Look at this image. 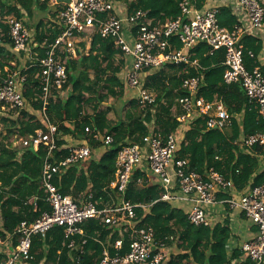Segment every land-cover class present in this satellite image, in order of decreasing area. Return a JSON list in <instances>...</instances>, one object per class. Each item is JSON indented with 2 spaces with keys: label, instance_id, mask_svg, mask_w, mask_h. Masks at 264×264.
Masks as SVG:
<instances>
[{
  "label": "trees",
  "instance_id": "1",
  "mask_svg": "<svg viewBox=\"0 0 264 264\" xmlns=\"http://www.w3.org/2000/svg\"><path fill=\"white\" fill-rule=\"evenodd\" d=\"M114 1L118 4L126 3L130 11H149L155 24L175 19L181 12V0ZM48 2L49 0H0V86L2 78L6 76L5 67H10L13 72L30 65L28 60L25 64L19 62L17 66L10 63L17 53H24L14 50L9 27L4 19L15 15L26 25L24 19L33 16V8L44 11ZM204 3L205 0H197V7L203 8ZM261 4L264 6L262 2ZM219 19L222 26L230 29L237 23L233 11L228 7L220 9ZM35 27V39L39 44L45 40L52 43L60 34L54 27L45 28L43 20ZM243 43L245 65L251 71L259 64L262 44L251 37H245ZM177 47L180 48L181 44L177 43ZM249 51L254 53V57L250 56ZM39 52L41 55L45 54V50L39 49ZM192 53V59L198 60L200 67L188 66V73L185 65H168L157 71L151 70L145 78V86L155 94V104L143 108L137 97H132L124 121L117 126L112 125L108 115L115 111L116 116L121 117V112L127 107L124 98L130 88L124 82V75L130 64L128 59L114 46L112 39L96 35L88 55L68 60V84L56 100L51 99L46 111L50 123L57 125L59 130L57 143L61 150L57 152L58 160L68 156L64 146L72 142L98 150L105 148L102 142L95 141L93 135L86 133L87 127L97 130L103 136L112 134L115 141L110 149H103L98 158L89 160L85 170H80L75 165L66 173L55 177L54 182L63 194L78 198L91 192L99 208L111 204V185L115 180L119 150L129 143L146 144L152 135L166 138L172 133L178 136L177 158L187 159L192 170L204 173L207 169L214 168L226 178H232L239 190L250 184L259 170V160L253 156L254 152H247L241 147V139L264 132V118L255 105L249 102L240 84L228 85L224 82L223 49L210 54V47L201 43L194 47ZM120 54L124 58L118 60ZM38 71L39 68L34 67L24 72L29 74L24 85V96L29 107L21 112L0 116V124H3L5 130L0 132V236L3 237L13 234L22 221H34L42 212L51 211L50 205L45 202L41 186L47 148L41 146L38 150L33 147L18 150L10 141L13 136L15 139L26 138L35 136L37 130H48V121L43 113L40 80L34 77ZM196 76L202 78L198 96L208 102L223 101L232 115L231 136L227 135L226 130L222 132L208 129L204 118L198 119L184 132L181 131L179 117L182 109L179 99L188 95L183 81ZM109 98L116 99V102L102 109L101 106ZM88 105L92 107V114L87 112ZM261 149L259 146L254 148L256 152ZM262 183L264 172L256 176L253 185ZM162 193V186L151 184L142 168L135 170L125 200L147 207L136 209V219L124 220L128 222V230L125 227L110 228L100 218L82 223L80 227L84 235H77L75 239L79 244L87 239V243L85 252L77 263L74 258L79 251L71 252L67 247L69 241L65 238L64 228L55 227L45 236H35L31 250L33 259L28 264H99L106 246H113L116 240L123 239L121 254L124 255L129 252L130 244L136 238V231L149 226L154 228L159 242H164L168 247L176 246L178 253L169 255L167 252L165 264H232L233 259H241V250H234L229 255L230 231L227 228L221 225L197 227L191 224L187 219L189 209L178 206L175 202L161 201ZM35 196L40 199V209L37 212H34L33 204H27ZM15 207H19V210H14ZM111 251L115 253L113 248ZM3 259L4 256L0 255V262ZM241 264L255 263L249 259Z\"/></svg>",
  "mask_w": 264,
  "mask_h": 264
},
{
  "label": "built area",
  "instance_id": "2",
  "mask_svg": "<svg viewBox=\"0 0 264 264\" xmlns=\"http://www.w3.org/2000/svg\"><path fill=\"white\" fill-rule=\"evenodd\" d=\"M54 2L56 5L62 4V8L57 13L54 25L60 34L52 43L48 40L41 44L36 42L35 34L15 15L4 19L9 27L14 50L24 53L30 65L13 72L10 69L5 71L6 76L2 78L0 86V116L21 112L29 107L24 96V85L29 74L24 72L34 67L39 68L34 77L40 80L43 113L48 121V130L40 129L35 136L19 138V146L22 149L33 147L35 150L41 146L47 148L41 186L45 202L50 205L51 211L42 212L34 221H22L16 231L7 237L0 236V255L4 256L0 264H28L33 259L31 250L35 236H45L55 227L64 228L65 238L69 241L68 249L71 252L79 251L74 258L77 263L80 262L87 243V239L80 244L75 239L77 235H84L80 227L82 223L100 218L110 228L125 227L128 230V222L124 220L136 219V209L147 207L125 200L133 174L139 168H148L158 177L163 188L161 201L190 203L188 221L197 227H211L208 207L219 202L218 196L221 192L235 190V182L214 168L199 173L190 168L187 159H178L176 133L166 138L152 135L146 144L129 143L119 150L115 180L111 185L116 196L112 195L111 204L99 208L91 192L78 198L63 194L54 182L55 177L66 173L75 165L82 168L90 160L93 148L72 142L64 146L68 156L58 160L57 152L61 150L57 143L59 130L57 125L50 123L46 111L51 99L56 100L68 84V60L86 55L85 51L90 47L93 38L100 35L112 39L114 46L130 58L124 82L137 91V99L143 108L156 102L155 94L145 86L146 74L168 65H185L187 73L188 66L200 67L198 60L192 59V50L198 44L204 43L210 47V54L221 49L225 51L224 82L228 85L240 84L249 102L255 105L260 116L264 118V74L259 67L251 71L246 68L242 43L244 35L255 34L263 28L264 6L259 0H234L236 13L246 16L249 26L237 24L230 29L220 23V8L200 9L197 7V0H181L180 15L157 24L150 18L149 11H130L126 6L119 7L114 0ZM177 43L181 44L180 48ZM39 49L45 50V54L41 55ZM249 54L254 57L252 51ZM201 86L202 78L199 76L185 78L183 81L188 95L179 99L182 109L179 117L180 129L184 132L198 119L204 118L208 129L224 132L231 126L232 115L223 101L208 102L199 97ZM86 133L93 135L95 141L102 142L106 149L114 144L112 134L103 136L90 127L86 128ZM240 145L247 152L256 146L264 149V132L243 137ZM39 200L35 196L27 202L33 204L34 212L40 209ZM225 202L230 209L243 212L257 226L256 236L244 242L241 251L255 264H264V183L255 186L250 184L240 195H229ZM136 235L129 252L124 255L121 254L123 239L116 240L113 246H106L99 264L166 263L169 247L157 240L153 227L140 228ZM15 242L18 244L15 245ZM111 248L115 253H112Z\"/></svg>",
  "mask_w": 264,
  "mask_h": 264
},
{
  "label": "crops",
  "instance_id": "3",
  "mask_svg": "<svg viewBox=\"0 0 264 264\" xmlns=\"http://www.w3.org/2000/svg\"><path fill=\"white\" fill-rule=\"evenodd\" d=\"M260 1L264 4V0H260ZM117 5L119 7H125V6H126L125 8L128 7V5L124 2H122L121 4L117 3ZM216 7L220 8V9L222 7L230 8L233 11V14L235 15V18L237 20L236 25L240 24L244 27L249 26L248 18L246 16H242V14L236 13V11L234 9V0H205V3L203 5V8H216ZM61 8H62V6L60 4L56 5L54 0H49L48 7L44 11H38L39 9L36 10L35 7L33 8V10H35L36 15L39 18V21L49 19L53 23L50 27H54L55 21L57 18V12ZM55 13H56V15H55ZM43 14H45V15H43ZM31 18L32 17L27 16L24 20H31ZM35 26H36V24H35ZM30 30L33 32V29H30ZM245 37H251V38L257 39L262 44V50L260 52V55L258 56V63L259 64L256 67H259L261 69V72L264 74V26L261 30L255 32V34L244 35L242 38V43H243V39ZM35 41H36V39H35ZM91 45H92V43H91ZM91 45H90V47H87V51H85L86 55H88L90 53ZM243 45H244V43H243ZM84 49H86V47ZM15 56L16 57H13V59H11L12 61H10L12 66H17V64L19 62H20V64H25L24 62H26L28 60V58L25 54L17 53ZM119 57H118V60H121L122 58H124L121 54L119 55ZM126 59H128V62L130 63V61H131L130 58L126 57ZM8 69H11V68L8 66L5 67L4 72ZM149 73L146 74V77L149 75ZM134 96H136V97L138 96L137 91L133 90L131 88L128 89V94H126L125 98H124V101H125L127 107H126L125 111L123 110L120 114L123 116L117 117L113 111L109 113L108 117L111 120L112 125L117 126L120 124V122L124 121L125 114H126L127 110L129 109V101ZM107 105L111 106L110 103ZM113 113H114V115H113ZM225 132L227 133L228 136H231L232 135V128L229 127ZM17 140H19L18 137H17ZM19 144H20V141H17L15 143L14 147L17 148L18 150H21L22 148H20ZM103 149L105 150V148H103ZM103 149L102 150L101 149L100 150L93 149V153H92L90 160L98 158L100 155H102ZM251 152L252 153L254 152L253 156H256L257 160H259V170L254 174V176L250 182V184H253L254 180L256 179V176L258 174H260L261 172H264V149L262 148L260 151H257V152H256V150L252 149ZM88 163H89V161L84 163L82 165L83 167L79 168V169L82 170L84 168H87ZM144 171L148 175V181L151 184H160L158 177L155 174H153L148 168H146ZM250 184L248 186H250ZM248 186H246V188H248ZM246 188H244V189L246 190ZM244 189L239 190L236 187L235 190H231L230 192H221L218 196L219 202L215 205L208 207V209H207L208 215L212 221V226L221 225L230 231V238H229V243H228L229 255L232 254L234 250H241L242 244L244 242L249 241L252 238H254L256 236V233H257V226L250 219H248L243 212H241L240 210L230 209L228 204L225 202V200L228 199L229 195L238 196L241 193H243ZM113 193H114V196H116L115 192L112 190L111 194L113 195ZM111 198L113 200V196H111ZM119 200H121L120 197H119ZM176 205L185 207V208H187V210L191 208V204L188 202H178V203H176ZM14 210H16V211L19 210V207H15ZM177 253L178 252L176 250V246L168 248V254L169 255H176ZM247 260H249V259H247L245 257V255L243 254V256L241 257L240 260L233 259L232 264H241V263L246 262Z\"/></svg>",
  "mask_w": 264,
  "mask_h": 264
},
{
  "label": "rangeland",
  "instance_id": "4",
  "mask_svg": "<svg viewBox=\"0 0 264 264\" xmlns=\"http://www.w3.org/2000/svg\"><path fill=\"white\" fill-rule=\"evenodd\" d=\"M16 1H18V0H16ZM48 13V12H47ZM43 15H45V14H43ZM0 18H1V16H0ZM49 20V19H48ZM47 19L46 20H43V22H44V25H45V28H48V27H50L53 23L49 20L48 21ZM27 21V22H26ZM39 22V18H38V16L36 15V12H35V10H33V16H32V18H31V20H25V23H26V27L27 28H30V29H33V32L35 33L36 32V27H35V24H37L38 22ZM28 24V25H27ZM120 58V57H119ZM116 102V99H114V98H109L102 106H101V108L102 109H105V108H108L109 106L107 105V104H114ZM88 107V110H87V112L89 113V114H92L93 113V110H92V107H91V105H88L87 106ZM121 111V110H120ZM114 113H115V115H116V112L115 111H113ZM114 113H113V115H114ZM1 131H3V132H5V130H4V127H3V124H0V132ZM5 134V133H4ZM10 141H12L13 142V146H15V143L17 142V141H19V140H17V139H15V137L13 136V137H11V139H10Z\"/></svg>",
  "mask_w": 264,
  "mask_h": 264
},
{
  "label": "water",
  "instance_id": "5",
  "mask_svg": "<svg viewBox=\"0 0 264 264\" xmlns=\"http://www.w3.org/2000/svg\"><path fill=\"white\" fill-rule=\"evenodd\" d=\"M67 2H69V0H66Z\"/></svg>",
  "mask_w": 264,
  "mask_h": 264
}]
</instances>
